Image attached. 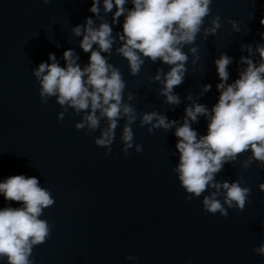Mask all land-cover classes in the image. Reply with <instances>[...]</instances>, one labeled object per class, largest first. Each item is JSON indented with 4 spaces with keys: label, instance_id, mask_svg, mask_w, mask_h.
Here are the masks:
<instances>
[{
    "label": "clouds",
    "instance_id": "clouds-1",
    "mask_svg": "<svg viewBox=\"0 0 264 264\" xmlns=\"http://www.w3.org/2000/svg\"><path fill=\"white\" fill-rule=\"evenodd\" d=\"M43 2L49 3V0ZM127 3L128 0H103L104 13H112L113 8L116 9L112 15L113 24L124 16L122 33H117L116 37H113V28L107 21H102L97 27L92 17L72 28L75 36L82 37L80 48L90 53L88 64L81 67L79 56L73 49H68L63 53L64 67L60 66L55 54L49 53L50 62H41L33 69V75L40 84L41 103L47 104L50 97H55L63 108L58 113L60 121L69 108L76 115L83 113L75 128L78 131L87 129L89 134L99 130L94 142L107 149L105 155L111 153L121 120L125 122L120 137L122 151L128 154L134 145L132 125L138 116L135 107L129 103L136 97L128 93L129 102H125L126 83L122 73L109 63L116 40L121 42L116 54L128 61L132 76L140 73L145 58L152 63L160 61L170 66L167 72L163 68L157 69L152 81L161 85L158 94L165 97V104L178 106L181 101L174 89L183 83L189 60L183 49L191 46L188 51L193 54L192 63L196 64L198 48L192 45L205 18L212 12V0H131V9L125 7ZM100 4L101 0H92L89 9L97 18H101ZM220 19L219 15L214 16L210 26L203 28L205 38L216 34L221 27ZM228 23L235 32L240 31L237 21L228 20ZM260 24L264 25V18ZM261 38L264 39V33H261ZM241 51L248 55L240 57L238 63L243 68L238 69L239 76L231 83L228 68L233 58L222 53L214 61L220 82L216 85L218 102L211 109L189 95L187 99L192 103L185 107L182 123L169 120L156 111L143 113L139 122L140 127L149 126V133L154 129L165 132L175 129L179 162L174 172L189 194L186 200L199 198L212 189L208 195H203V208L225 218L229 208L244 210L251 190L242 187L239 180L218 181L216 176L224 165L235 162L239 155L250 150L251 155L243 162V167L259 162L258 167L264 168V44L255 47L241 44ZM257 54L259 62L253 59ZM210 90L211 85L205 84L201 95ZM201 116L208 121L206 135H199L192 127ZM102 120L107 121L104 127L101 126ZM142 150L141 145H135L136 152ZM259 188L264 191V183ZM0 194L6 201L21 205L0 209V259H6L7 264H34L30 259L34 246L44 243L51 233L47 220L40 217L44 209L54 205L55 200L36 177L24 175L10 176L0 182ZM219 197H223V203ZM253 251L264 256V244Z\"/></svg>",
    "mask_w": 264,
    "mask_h": 264
}]
</instances>
